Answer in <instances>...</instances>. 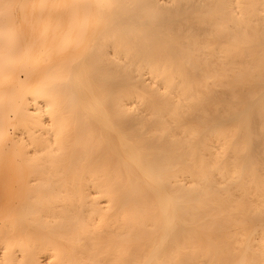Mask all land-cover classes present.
Listing matches in <instances>:
<instances>
[{
    "label": "bare ground",
    "instance_id": "6f19581e",
    "mask_svg": "<svg viewBox=\"0 0 264 264\" xmlns=\"http://www.w3.org/2000/svg\"><path fill=\"white\" fill-rule=\"evenodd\" d=\"M0 264H264V0H0Z\"/></svg>",
    "mask_w": 264,
    "mask_h": 264
}]
</instances>
